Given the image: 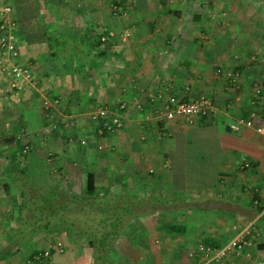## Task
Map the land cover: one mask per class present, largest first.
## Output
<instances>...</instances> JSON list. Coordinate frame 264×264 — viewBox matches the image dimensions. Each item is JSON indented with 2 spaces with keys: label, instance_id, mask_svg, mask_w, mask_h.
Instances as JSON below:
<instances>
[{
  "label": "crops",
  "instance_id": "crops-1",
  "mask_svg": "<svg viewBox=\"0 0 264 264\" xmlns=\"http://www.w3.org/2000/svg\"><path fill=\"white\" fill-rule=\"evenodd\" d=\"M110 1L124 6L112 11ZM0 3L11 6L20 58L32 75L28 85L34 94L24 106L11 102L8 94L0 97V264H37L32 253L49 247L51 255L45 264H96L90 242L81 237V230H75L78 226L58 225L57 216L53 222L40 227L35 223V231L21 234L24 218L32 213L22 214L18 208L23 201L21 188H5L4 164L15 148L12 144L19 142L16 134L27 127L30 131L21 140L28 141L26 146L31 149L17 152V160L47 183L64 176L70 188L53 189L64 190L60 194L82 206L83 215L99 213L86 210L92 202L102 206L112 202L116 216L118 206L125 203L124 196L137 203L139 197L152 199L158 187L159 196L164 193L181 200L167 204L166 214L149 208L130 214L129 233L120 237L126 240L122 252L134 254L118 255L108 249L104 264H200L204 259L200 244L220 246L248 224L244 233L248 245L217 264H264L260 262L264 261V247H259L264 242V134L252 127L242 126L237 131L229 127L238 116L264 110V89L253 95L255 83L264 85L262 2ZM236 71L237 81L231 82V73ZM158 86L167 87L165 100L205 94L213 109L192 121L184 117L145 120ZM54 98L60 99L59 104L51 103L53 112L46 114L50 110L43 102ZM121 101L126 102L122 126L103 135L94 131L88 113L101 105L115 108ZM39 121L50 127L47 133L42 131L43 137L32 135L38 133L34 127H41ZM84 135L87 143L80 144ZM99 142L106 152L97 148ZM47 152L52 156L47 157ZM188 165L194 166L196 176L208 177L197 188H187L181 182ZM87 171L94 173L97 185L103 179L108 186L114 178L117 187L95 188L96 197H91L85 188ZM79 181L84 187L72 188ZM74 195L81 196L77 202H73ZM173 205L182 208L176 206L175 212L169 208ZM105 212L104 218L109 215ZM64 215L66 221L73 220L67 212ZM174 221H180L179 225ZM129 234L135 236L133 242H129Z\"/></svg>",
  "mask_w": 264,
  "mask_h": 264
},
{
  "label": "built area",
  "instance_id": "built-area-1",
  "mask_svg": "<svg viewBox=\"0 0 264 264\" xmlns=\"http://www.w3.org/2000/svg\"><path fill=\"white\" fill-rule=\"evenodd\" d=\"M11 6L9 4L0 3V51L7 54L8 57L15 58L11 62V72L14 75H22L29 77L30 73L28 67L21 64L17 59L19 56L18 38L16 34V24L11 19ZM127 34V32H125ZM102 39L105 37L102 36ZM238 71L231 73V82L237 81ZM17 77V76H16ZM14 85H16L14 83ZM167 87L158 86L151 95V107L145 113V120L154 118H165L167 120H174L177 117H184L188 121L194 120L195 117L209 114L212 109V102L205 94H200L193 99H175L173 97L167 100L163 99ZM264 85L257 82L253 86V95L257 96L263 92ZM55 102L58 99H54ZM44 107H50L51 101H45ZM126 102L121 101L118 106L112 108L107 105H101L92 110L89 114L90 119L96 123L98 133L103 130L107 132H114L122 126V110L125 108ZM142 108V104H137ZM257 118L260 120L257 121ZM242 126L252 127L257 133L264 134V110H251L246 116H238L233 122L229 123L231 130L237 131ZM86 143V138L82 137L81 144ZM98 146L101 145L98 143ZM255 202H259L257 198ZM249 229V224L239 230L232 238L220 246H212L209 244H200V250L204 255V259L200 264H217L219 261L226 259L228 255H238L248 245L249 240L244 236V233ZM50 248L42 251L36 250L33 258L37 264H45L46 259L50 257ZM62 250V247H59ZM193 254V252H190ZM264 263L263 260L260 261ZM238 264V263H236Z\"/></svg>",
  "mask_w": 264,
  "mask_h": 264
},
{
  "label": "rangeland",
  "instance_id": "rangeland-1",
  "mask_svg": "<svg viewBox=\"0 0 264 264\" xmlns=\"http://www.w3.org/2000/svg\"><path fill=\"white\" fill-rule=\"evenodd\" d=\"M257 1L262 2V8L264 9V0H257ZM153 2L154 1H152V3ZM123 6H124V4H117V3H114L113 1L112 2L110 1V8H111V10H112V8L115 9V10H118L120 7H123ZM119 12H122V11H119ZM216 16H213L214 17L213 20L215 19ZM263 18H264V14H263ZM220 20H222V17L220 18ZM19 53H20V50H19ZM14 59L15 58L8 57L7 54H5L2 51H0V78H3V80L1 79V82L0 83L4 84L5 86L8 85V87H5V86L0 87L1 88V90H0V97L3 94H6V95L8 94L7 97L11 98V102L12 101L19 102V103L21 102V103H23L22 106H24L25 103L27 102V100H29V97L30 98H33V96H34L32 87L30 88V85H28L30 83V81L32 80V75L30 74L31 77L30 76L29 77H24L22 75H14V74H12V72H11V62L14 61ZM17 60L21 64H23V62H25L24 59H21L20 58V56L15 61H17ZM27 79H29V80H27ZM14 83L16 85H14ZM14 87L16 89L15 91L12 89ZM48 99L46 101H51V103L54 106H56L57 104H59V101H60V99H59L57 102H55V100H54L55 98L53 100L52 99L51 100H48ZM36 100L38 102V98ZM44 102H43V106L45 105ZM46 110H50L49 112H46V114L47 113L51 114L53 112V110H51V108H48V109L46 108ZM40 114H41V112H40ZM88 114H90V112ZM39 120H42V119L39 118ZM35 121H38V120L36 119ZM48 122H49V120H48ZM25 125L27 126V124H25ZM38 125L39 126L41 125V121L38 122ZM93 126L96 127V123L95 122H93ZM34 128L36 130L38 129V133L36 134V132H34L32 135H36V136L38 135V137H40V136L43 137L42 136L43 133H47L49 131V128L50 127L47 124L45 126H42L41 125V127L36 126ZM29 131H30L29 127H27L25 130H23V128L20 129V132H18L19 134L17 133L18 134V137H21L25 132L29 133ZM42 131H43V133H42ZM10 132L12 133L13 131H10ZM17 134H16V137H17ZM18 137H17V139H18ZM82 137L86 138V143H87V137H85V135L82 136ZM82 137L79 139L80 144H81ZM36 140L39 142V139L38 138ZM27 142L28 141L24 142V145L25 146L23 147V153H26V152H28L31 149V148L30 149L27 148L26 145L29 144V142L28 143ZM73 142H74V144H75V146L77 148L78 145L76 143V140H74ZM17 143L18 142H15L14 144L16 146H19V145H17ZM14 144H12V147H15ZM40 144L41 143H39V146H41ZM99 144L101 145V147L97 146V148L98 149H101L103 152H106V149L104 147V144L102 142H99ZM69 145H71V144H69ZM67 147L68 148H71V146H67ZM79 148H81V147L79 146ZM79 148H77V149L79 150ZM25 149H26V151H25ZM41 150H44V147ZM50 155L52 156V154H50V153L47 152L46 156L48 157ZM187 167H188V170L186 172H184L183 176L180 178L181 179V182H183L184 184H187V188H197L198 184L201 181H206L207 180L208 177L202 178V177H198L194 173H192V171L194 169V166L188 165ZM79 170L80 169H78V172L80 173ZM63 172H61V173H63ZM56 179L57 180H55L54 183H56L58 186H61V187L63 186L64 188L65 187L66 188H70L69 183L67 182V179H64V176H60V177H58ZM114 182L115 183H118L113 178L112 179V182L110 181L109 182V185L107 186L106 184L108 182L102 179V181L99 182L100 185H98V188H104V187L116 188L117 187V184H115ZM81 184L82 183H80V181H79L72 188H81V186H82ZM127 184H129V183L126 181V185ZM82 187H84V182H83V186ZM12 188H17V187L14 185ZM136 188H141V187L137 186ZM144 188H148V187H144ZM153 188H155V187H153ZM156 189H158L157 190L158 192L157 193H156V191L153 192L152 196H154V197L152 199H146V200L145 199H142V200H139V199H141L140 197L137 199L138 200L137 203H138V206H139L138 209L137 208H134L132 206H127V208L124 207V209L121 208V210L119 209L123 213L122 215H120V218H119L121 220H117V219L114 218L113 219V221H114L113 223L111 221L106 222L103 213H97L94 216L92 215L91 217L90 216H87V215H83L82 211L80 209H78V206L75 203L72 204L73 209H71L70 211H66L68 217H72L73 216V219H75V221L77 223V226H78L76 229L77 230H81L78 233L80 235H82L81 237H84L85 242L88 244L87 241L90 238L93 239V243L91 244V247H92V249H95L94 254L96 253L100 257V261L99 262H96L95 261L96 264H104L105 263L104 262V260H105L104 257L108 256L110 250L111 251H114L113 253H115V251H117V254L118 255H120L121 253H124V252H122V250L124 249V244H126V240L124 239V237H120V235L123 234V235L126 236L129 233L128 224H130V219L132 217L131 215H135L136 213H141V212L143 213L144 208L151 209V212H153V213L156 212V211H160V212L166 214L169 211L168 207H165L167 204H171V203L179 204V202L181 201L179 198L165 197L164 193H162V195L159 196V194H160V191H159L160 188L158 187ZM176 206L177 205H173L172 207L170 206L169 208H171L172 210L175 211V209H173V208H175ZM179 206H180V208H182L181 205H179ZM179 206H177L176 209H180V208H178ZM122 209H123V211H122ZM136 209L138 210L137 212H136ZM124 212L127 214V217L126 218L123 217V215H125ZM114 217H117L118 218L119 217V214H116V216H114ZM79 218H82L83 220H81ZM35 220H36V218H35ZM30 221H32V219L29 220V222ZM177 221H178V219H177ZM153 223H155V222H153ZM156 223H159V221L156 222ZM179 223H180V221L179 222L174 221L173 224H175L176 226H178ZM113 224H115V227L114 228L111 227V225L113 226ZM111 228H112V231H109V230H111ZM75 230H73V231H75ZM129 237L130 238H128V240L130 239L133 242L135 236L129 234ZM59 239H61V238H59ZM130 240H129V242H130ZM116 242H117V247H119L118 249L115 246ZM109 247H110V250L109 251H108V249L106 250V248H109ZM102 250H104V252H102ZM97 251H99V252H97ZM133 254H134L133 252L128 253V254L124 253V256L125 255L126 256L129 255L130 257H132ZM94 257H95V255H94ZM94 259L96 260V258H94Z\"/></svg>",
  "mask_w": 264,
  "mask_h": 264
},
{
  "label": "trees",
  "instance_id": "trees-1",
  "mask_svg": "<svg viewBox=\"0 0 264 264\" xmlns=\"http://www.w3.org/2000/svg\"><path fill=\"white\" fill-rule=\"evenodd\" d=\"M16 29H17V23H16ZM17 33L19 34L18 31H17ZM97 129H98V127H94V131L98 132ZM26 133L27 132H25V134H23L24 135L23 137L17 136L18 139L15 137L16 140L19 141L18 142L19 144L17 143V145H19V146H17V147L15 146V148H11L12 150H10L11 153L8 155V160L4 164V173L7 176L5 188H12L14 185L17 188H21V194L23 197V201H21V203L18 205V208L22 214H24L26 211H29V213H32V215L31 214L27 215L24 218V225L25 226H23L21 234L23 233V235H25L27 233H31L30 232L31 230L35 231L36 230V227L34 226L35 223L37 225H39L38 227H40L43 224L47 225L48 223L53 222L52 218L55 216H57L56 224H58V225L59 224H63V225L67 224L68 226H72L73 228L74 227L76 228L77 223H76L75 219H73L69 222L66 221V219H64V217H65L64 214H66V211H70L73 208L71 205L72 203L69 200V197L67 195H66V197H64V193L60 194V192H63L64 190L57 192V191H55V189H53V188H64V187L58 186L56 183H47L46 181H43L42 179H40L36 175L30 173L27 170V168L25 166L21 165L20 161L17 160V158L19 157V156H17V152L24 154L23 153V147L25 145L22 142L21 138L23 139L25 137ZM106 133H110V132H107V130L104 129L103 132L100 134L103 135ZM49 188H52V189L50 190ZM85 188H87V193L91 197H93V196L96 197L95 194H97V190H95V188L97 189L98 185L94 179V173L92 171L86 172V186H85ZM104 188H108V187H104ZM55 193H57L58 196H55L56 195ZM109 195L110 194H108L106 196H109ZM74 197H75V199H73V202H77V200L81 196H79V195L75 196L74 195ZM107 198H110V197H107ZM128 198L129 197L126 198V196H124V202L125 203H122L118 207H121L124 209V207L127 208V206H132V207L138 209L139 208L138 203H135L134 199H130V198L128 199ZM89 201H90V199H89ZM90 203H91V201H90ZM95 204H96V202H92L91 204H89L88 206L85 207L86 210L88 212L89 211H91V212L99 211V213H103L106 211L107 214H109V215H105V221L106 222L111 221L113 223L114 222L113 219H114V215H115V209L117 207L112 206V202L110 204H106V206H102L100 204L95 205ZM81 208H82V206H78V209L81 210ZM121 208H120V210H121ZM123 209H122V211H123ZM137 209H136V212L138 211ZM120 210H118V211H120ZM106 212H105V214H106ZM118 214H119V217L118 218L115 217V219L121 220L119 218H120V215H122L123 213L120 211V212H118ZM123 216H127V214L125 213V215H123ZM35 218H36V220H35ZM107 218H111V219H107ZM31 219H32V221L29 222V220H31ZM111 227L114 228L115 224H113V226L111 225ZM112 228L109 231H112ZM88 241L90 242V244L93 243V239H91V238ZM259 247H264V242L262 244H259ZM44 249H46V248H44ZM44 249H38V251H42ZM107 249H110V247L106 248V250ZM93 251L95 252V249H93ZM97 252H99V251H97ZM102 252H104V250H102ZM34 253H36V250L32 253V256H31V258L33 260H34V258H33ZM94 255L96 258V262H99L100 261L99 255L96 253Z\"/></svg>",
  "mask_w": 264,
  "mask_h": 264
},
{
  "label": "bare ground",
  "instance_id": "bare-ground-1",
  "mask_svg": "<svg viewBox=\"0 0 264 264\" xmlns=\"http://www.w3.org/2000/svg\"><path fill=\"white\" fill-rule=\"evenodd\" d=\"M14 22H15V21H14ZM15 24H16V22H15ZM16 34H17V29H16ZM17 38H18L17 43H19V36H18V34H17ZM19 56H20V53H19ZM19 56H18L17 58H19ZM29 73H30V71H29ZM48 108H51V106L48 107ZM27 148H29V147L27 146ZM25 151H26V149H25Z\"/></svg>",
  "mask_w": 264,
  "mask_h": 264
}]
</instances>
